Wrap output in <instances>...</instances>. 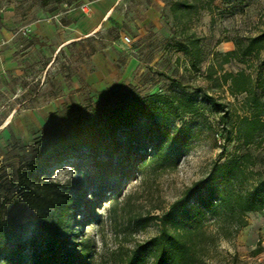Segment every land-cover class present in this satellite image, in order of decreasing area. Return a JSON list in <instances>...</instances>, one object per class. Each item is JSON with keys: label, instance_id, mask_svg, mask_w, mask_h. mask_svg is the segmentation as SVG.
<instances>
[{"label": "rangeland", "instance_id": "374dc122", "mask_svg": "<svg viewBox=\"0 0 264 264\" xmlns=\"http://www.w3.org/2000/svg\"><path fill=\"white\" fill-rule=\"evenodd\" d=\"M182 1L192 6L174 7ZM82 2L0 0V19L12 13L20 29L54 21V15ZM263 31L264 0H117L116 10L97 33L68 46L58 48L57 43L21 34L14 66L4 70L0 84V225L17 233L10 240L0 238V264L35 260L32 231L20 227L35 220L21 196V173L40 148L70 132L76 121L94 120L124 97L165 95L172 114L169 119L139 117L104 143L100 159L133 163L130 178L117 184L118 192L101 194L86 187L84 173L94 170L86 151L53 162L39 176L51 183V193H59L48 210L49 220L61 219L59 264H125L136 246L158 234L154 217L215 162L245 169L235 182L238 187L264 175V39L243 54ZM233 49L238 58L224 63L222 55ZM96 53L103 62L93 58ZM240 70L251 77L257 105L245 93L228 92L224 73ZM244 117L263 125L248 143ZM166 128L185 139V150L176 160H152L151 144L164 145ZM67 198L75 204L61 215ZM245 217L246 226L223 237L207 215L193 234L189 264H264V216L248 212ZM19 246L25 249L21 254ZM142 254L139 264H152L151 254Z\"/></svg>", "mask_w": 264, "mask_h": 264}, {"label": "trees", "instance_id": "16d2710c", "mask_svg": "<svg viewBox=\"0 0 264 264\" xmlns=\"http://www.w3.org/2000/svg\"><path fill=\"white\" fill-rule=\"evenodd\" d=\"M176 2L173 3L174 7L192 6L187 1ZM263 39L264 31L259 37L251 40L243 54H250L253 43ZM181 50L185 54H191L185 46H181ZM194 56L197 58L198 52L194 53ZM222 56L224 63L238 58L237 49ZM223 76L225 82L229 81L228 92L231 95L245 93L246 98H252L257 105L258 98L251 93L249 74L240 70L236 73H224ZM169 110L168 97L159 93L124 97L115 107L96 119L87 123L76 121L70 132L61 135L49 146L40 148L37 159L28 164L26 170L21 173V196L34 211L35 220L28 219L21 223L20 227L32 231L34 264H59L56 255L63 245L59 231L61 219L59 222L48 219V210L59 200V193H51V183L41 181L39 176L43 171L51 167L53 162L58 163L62 159L86 151L91 155L94 165L93 171L84 173L86 187H95L101 194L107 189L111 193L118 192L117 184L120 180L130 178L133 163L115 164L110 158L100 159L98 156L102 146L117 132L131 127L139 117L152 119L160 116L169 119V114H172ZM185 111L191 112L190 109ZM243 122L244 140L248 143L263 125L254 117H244ZM162 139L165 140L164 145L161 141L151 144L154 147L152 160H176L184 152L183 137L171 134L166 128ZM244 174L245 169H240L239 166L213 163L209 171L186 187L166 211L154 217L159 227L158 234L136 246L125 264H139L145 251L151 254L152 264H189L194 254L193 234L200 228L207 215L214 218L218 230H223V237H229L246 226V213L259 212L264 216V175L259 173V177L248 187H238L235 182ZM71 201L67 198L62 203L61 215L69 205L74 206L75 203L71 204ZM16 234L15 228L0 225V238L10 240L17 237ZM37 246L42 249L38 251ZM19 249V254L25 250L23 246H19ZM66 264H72V261H67Z\"/></svg>", "mask_w": 264, "mask_h": 264}, {"label": "crops", "instance_id": "0c3cea01", "mask_svg": "<svg viewBox=\"0 0 264 264\" xmlns=\"http://www.w3.org/2000/svg\"><path fill=\"white\" fill-rule=\"evenodd\" d=\"M82 4L86 5V11L81 6L70 8L63 13L54 15V21L51 19L40 20L29 25L28 34L39 41L57 43L58 48L84 40L97 33L112 16L116 10L117 0H83ZM0 21L2 23L0 39L6 41L0 47V84H2L6 76L4 70L14 66L13 53L18 46V37L21 34L16 29V15L8 13ZM93 58L104 61L103 55L100 53H96Z\"/></svg>", "mask_w": 264, "mask_h": 264}, {"label": "built area", "instance_id": "2783aa9c", "mask_svg": "<svg viewBox=\"0 0 264 264\" xmlns=\"http://www.w3.org/2000/svg\"><path fill=\"white\" fill-rule=\"evenodd\" d=\"M81 6V8L82 9H85V7H86V5L85 4H81L80 5ZM85 11H86V9H85ZM18 32L20 33V34H27V33H29V26L27 25V26H23V27H21L20 29H18ZM124 42H129V38L128 37H124ZM6 43V41L5 40H3V39H0V47L2 46V45H4Z\"/></svg>", "mask_w": 264, "mask_h": 264}]
</instances>
